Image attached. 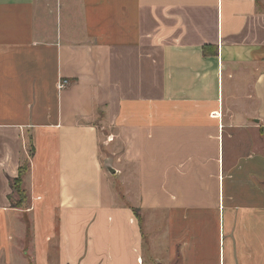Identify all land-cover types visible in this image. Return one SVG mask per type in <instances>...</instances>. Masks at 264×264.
I'll return each instance as SVG.
<instances>
[{"label":"crops","instance_id":"crops-1","mask_svg":"<svg viewBox=\"0 0 264 264\" xmlns=\"http://www.w3.org/2000/svg\"><path fill=\"white\" fill-rule=\"evenodd\" d=\"M0 264H264V0H0Z\"/></svg>","mask_w":264,"mask_h":264},{"label":"rangeland","instance_id":"rangeland-1","mask_svg":"<svg viewBox=\"0 0 264 264\" xmlns=\"http://www.w3.org/2000/svg\"><path fill=\"white\" fill-rule=\"evenodd\" d=\"M29 145L27 146V150L29 151V156H30V149H29ZM27 167V164L25 165V168ZM10 186H11V189L13 190V196L11 197V202L12 203H21L23 201H16V199L19 197H21V193L19 192V190L21 189V184H18L16 180H11L10 181ZM122 192H125V191H121V194ZM148 251H146L147 253Z\"/></svg>","mask_w":264,"mask_h":264},{"label":"trees","instance_id":"trees-1","mask_svg":"<svg viewBox=\"0 0 264 264\" xmlns=\"http://www.w3.org/2000/svg\"><path fill=\"white\" fill-rule=\"evenodd\" d=\"M27 164V162H25L21 167H20V169H19V175H18V177L15 179L16 181H17V183L18 184H20V176H22V174L24 173V171H25V165ZM13 204V206H17L18 205V203H12Z\"/></svg>","mask_w":264,"mask_h":264},{"label":"built area","instance_id":"built-area-1","mask_svg":"<svg viewBox=\"0 0 264 264\" xmlns=\"http://www.w3.org/2000/svg\"><path fill=\"white\" fill-rule=\"evenodd\" d=\"M68 84V82L66 80H60L57 82L56 88L58 91L62 90L63 88H65V86Z\"/></svg>","mask_w":264,"mask_h":264}]
</instances>
